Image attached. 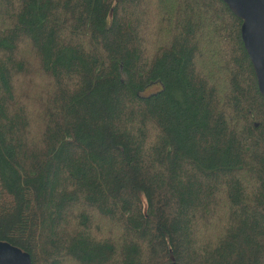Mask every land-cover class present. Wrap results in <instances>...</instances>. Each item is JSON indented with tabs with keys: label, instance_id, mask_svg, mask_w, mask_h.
<instances>
[{
	"label": "trees",
	"instance_id": "16d2710c",
	"mask_svg": "<svg viewBox=\"0 0 264 264\" xmlns=\"http://www.w3.org/2000/svg\"><path fill=\"white\" fill-rule=\"evenodd\" d=\"M241 26L224 0H0V240L33 264H264Z\"/></svg>",
	"mask_w": 264,
	"mask_h": 264
},
{
	"label": "water",
	"instance_id": "95a60500",
	"mask_svg": "<svg viewBox=\"0 0 264 264\" xmlns=\"http://www.w3.org/2000/svg\"><path fill=\"white\" fill-rule=\"evenodd\" d=\"M242 20L241 34L264 95V0H224ZM0 264H33L31 254L9 241L0 240Z\"/></svg>",
	"mask_w": 264,
	"mask_h": 264
},
{
	"label": "rangeland",
	"instance_id": "374dc122",
	"mask_svg": "<svg viewBox=\"0 0 264 264\" xmlns=\"http://www.w3.org/2000/svg\"><path fill=\"white\" fill-rule=\"evenodd\" d=\"M160 88V85H155L151 87L149 90L146 91V93L154 92Z\"/></svg>",
	"mask_w": 264,
	"mask_h": 264
}]
</instances>
